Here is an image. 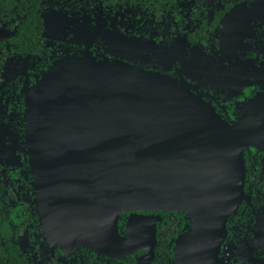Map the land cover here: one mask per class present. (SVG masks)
<instances>
[{
	"label": "water",
	"instance_id": "water-1",
	"mask_svg": "<svg viewBox=\"0 0 264 264\" xmlns=\"http://www.w3.org/2000/svg\"><path fill=\"white\" fill-rule=\"evenodd\" d=\"M25 92L28 160L52 248L144 251L138 264H149L162 215L144 211L179 210L191 225L170 264H215L244 196V149H264V93L231 124L184 80L98 60L88 48Z\"/></svg>",
	"mask_w": 264,
	"mask_h": 264
},
{
	"label": "flooded vegetation",
	"instance_id": "flooded-vegetation-1",
	"mask_svg": "<svg viewBox=\"0 0 264 264\" xmlns=\"http://www.w3.org/2000/svg\"><path fill=\"white\" fill-rule=\"evenodd\" d=\"M40 4L42 23L35 24L38 32L31 38L20 30L23 17L0 19V187L10 210L26 217L23 231L33 264H97L99 256L90 251L52 248L38 228L26 89L56 61L84 56L88 48L98 60L122 61L184 80L222 119L237 123L248 102L264 93V0ZM244 162V196L226 219L215 264H264V149L246 147ZM185 218L183 230L191 225Z\"/></svg>",
	"mask_w": 264,
	"mask_h": 264
},
{
	"label": "trees",
	"instance_id": "trees-1",
	"mask_svg": "<svg viewBox=\"0 0 264 264\" xmlns=\"http://www.w3.org/2000/svg\"><path fill=\"white\" fill-rule=\"evenodd\" d=\"M96 1L98 2L100 0ZM40 2L41 0H0V19L9 20L11 17L15 16L23 17L20 30L23 37L24 34H28L27 36L31 38L38 32V30H36V25L38 24L37 26H39L42 23L38 11L42 8ZM32 179L34 182L33 176ZM3 195L4 188L0 187V264H33V262L29 260L31 256L27 254L31 247L28 243V238H26L25 231H23V223L26 220V217H18L16 214L17 209L16 211L10 210L11 206L4 202ZM33 196L34 218L38 221V228L40 231L42 230L44 241L49 243V240L45 238L43 229L40 226L41 217L37 206L36 195L33 194ZM144 212L159 213L162 215V219L157 223L158 231L155 257L149 264H170L174 257L173 249L176 238L178 237L177 235L181 231L183 232L186 230V228L185 230H183V228L188 222L187 218H185L187 213L179 210H148ZM129 213V211L120 213L119 228L122 232L125 229L126 219ZM19 233H21V235H18ZM55 247L61 248V245L56 243ZM77 250H87V252L90 251L98 255L99 257L97 259L99 261L97 264H108L107 261H110L109 264H138V258L141 255L140 253L143 252H131L121 257H112L87 246H81Z\"/></svg>",
	"mask_w": 264,
	"mask_h": 264
}]
</instances>
